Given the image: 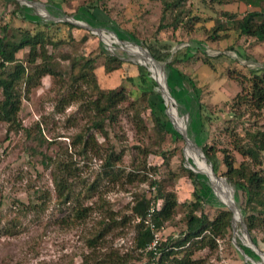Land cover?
<instances>
[{
  "label": "rangeland",
  "instance_id": "1",
  "mask_svg": "<svg viewBox=\"0 0 264 264\" xmlns=\"http://www.w3.org/2000/svg\"><path fill=\"white\" fill-rule=\"evenodd\" d=\"M32 1L52 5L45 9L54 17L74 15L83 24L104 29L110 44L105 39L102 43L97 32L73 24L70 36L65 35L67 26L62 23L66 22H54L61 30L59 34L50 31L53 39L69 40V46H48L46 50L57 56L78 54L79 64L66 78L55 72L41 76L39 84H32L28 91L23 84L16 88L21 98L18 118L22 128L8 132V124L0 122V264H150L148 255L135 248L143 223L129 210L134 200L144 195L152 201L158 186L162 193H174L178 203L190 202L193 187L186 166L211 176L197 152H190L185 159L186 144L165 114L157 85L163 82L161 74L168 93L167 111L178 130L186 127L196 144L200 141L212 146L220 159L222 151H227L235 166L243 164L264 174L263 153L258 152L255 161L240 154L254 147L260 137L257 133L264 135V107L251 110L235 99L250 91V70H261L258 74L264 75V42L237 36L232 20L226 22L223 15L241 17L252 10L251 6L240 0H179L176 8L164 11L160 0ZM14 3L22 7L16 0H0V24L10 22L6 32L10 42H18L19 30L33 29L35 22H50L45 19L51 18L48 13L30 6L20 12L28 22L12 17ZM176 13L179 21L172 25ZM161 17L168 28L159 32ZM83 36L86 40L82 43ZM136 44L150 54L152 49L160 57L156 60L165 63L163 71L134 61L132 52L145 54ZM230 46L234 50H229ZM27 50L18 51L16 57L22 60ZM104 52L116 56L122 67L106 72ZM189 55L193 57L188 59ZM221 55L227 59L212 63L207 58ZM173 56L177 61L172 66L186 75L187 81L174 80L176 75L167 66ZM84 57L94 59L96 88L73 82ZM12 66L8 65L7 71ZM120 88L124 89V101L110 110L109 118L89 109L88 101L95 99L98 91ZM153 89L156 97L151 95L150 99L159 104L167 130L178 138L155 129L143 94ZM201 113L210 118L206 135L199 131ZM93 121H101V127L92 128ZM111 155L115 162L109 167ZM224 171L221 165L217 176L226 179ZM196 176L207 188L211 203L239 204L233 187L230 195L223 190L227 189L225 184ZM223 206H205L203 212L212 220L220 210H228ZM79 209H86L84 216L77 217ZM186 213L176 206L169 221L156 231L158 241L180 236ZM235 230L241 233L238 222ZM253 235L257 248L264 252V230ZM245 241L234 235L230 218L227 232L214 237L212 247L207 245L188 256L192 264H244L238 246L247 258L258 262V256L243 245ZM187 247L176 250L175 258L188 257L193 248ZM249 259L246 262L251 264ZM163 264L174 263L169 260Z\"/></svg>",
  "mask_w": 264,
  "mask_h": 264
},
{
  "label": "trees",
  "instance_id": "2",
  "mask_svg": "<svg viewBox=\"0 0 264 264\" xmlns=\"http://www.w3.org/2000/svg\"><path fill=\"white\" fill-rule=\"evenodd\" d=\"M160 1L164 4V11L176 8L179 3V0ZM240 1H244L246 5L251 6L252 10L241 17H236L235 14L223 13L226 17L224 19L226 22L232 20V30L237 32V36L254 38L257 42L263 43L264 0ZM14 4L16 8L11 11L12 17L21 19L23 22H28L25 17L20 15V12L22 11L21 9H24V6L20 7L17 3ZM36 11L38 10L36 9ZM178 14L179 13L175 14L174 21L171 23L172 25H176V22L179 21ZM62 24L67 26L65 35L70 36L71 29L75 28V26L69 23ZM217 27L221 30L220 25H217ZM167 28L168 25L163 23V18L161 17L157 30L161 32ZM8 29H10V22L2 25L0 24V95L2 96L0 99V122L8 124V132H17L22 127L18 118L21 98L18 91H16V88L23 84L28 91L29 86L32 84H35V86L39 84V78L41 76H53L55 72L66 78L70 75L73 67L79 64V59H81V57L72 52L61 53L57 56L46 50L48 46H58V48L63 47L65 49L69 46V40L60 39L59 41H56L53 39L54 37H52L50 31L59 34L61 30L60 25L57 23L35 22L33 23V29L19 30V40L17 43L9 41L6 35ZM215 38L216 37L214 36H210V40H215ZM85 40L86 37L83 36L80 39V42L83 43ZM23 49L28 50L24 53L23 59L19 60L16 57V54ZM229 50H234V47L230 46ZM150 51L155 59H160V57L152 52V49H150ZM102 54L107 60V65H105L106 72L122 67L123 62L116 56L110 55L106 52ZM169 55L170 53L168 52L164 59L166 60ZM189 56L188 59L193 57L192 55ZM207 58L212 63L217 62L222 58L227 59L224 55ZM93 60L92 57L82 58L83 63L81 62L80 64L78 75L73 77V82L87 83L88 85H92L93 88L97 87L96 76L93 73ZM56 61H59L60 64L57 65ZM176 61V57L173 56V59L167 65L171 70V73L174 72L176 75L174 80H178L177 82L187 81V76L172 66ZM61 62H66V64L61 65ZM108 63H111L112 65L110 66ZM8 65H13L11 71H7ZM259 71L250 70L252 76L248 79L251 84L250 91L246 94L237 95L235 97V99L238 100V105H246L249 109L257 111L264 107V75L261 77L258 74ZM238 83L242 84V80H238ZM123 90V88H120L119 90L98 91L97 97L88 101L89 109L95 110L103 116L106 114V118H109L110 110L114 108L118 102L124 101ZM143 94L146 99V107L154 119L155 129L158 132L170 133L173 138H178L176 134L167 130L165 126L167 120L165 119L159 104H156L150 99L151 95H155L154 97H156L154 89L146 91ZM157 99L160 98L157 96ZM205 116L204 113H201L199 119V131L204 132V135L207 134L208 122L210 121L209 116ZM98 127H101V121H93L92 128L96 129ZM257 135L260 137L256 139V142L253 144L254 147H248L240 153L248 155L253 161L258 160V152H261L264 155V141L262 139L264 138V135L263 133H257ZM205 140H207V137ZM197 144L201 147L207 161L212 165L213 171L216 175L219 174L220 166H225L223 175L235 190V195L237 196L236 198L239 202L247 231L252 241L258 247L259 244L255 240L253 233H259L264 230V174L252 170L243 164L239 165V167L235 166V160L227 151H222L223 155L220 159L218 156L219 151H215L212 146L200 141H197ZM114 162L113 155H111V158L109 156L107 159L108 166L112 167ZM186 172L188 173V178L193 187L190 202L178 203L174 193H162L160 188L156 186V183L153 182V186L157 187L154 199L150 201V199L142 195L135 199L130 206L129 210L131 213L142 223L144 219L147 218V213L150 208H154L151 220L156 231H158L164 223L169 221L176 206L180 205L187 212L185 216V230L182 234L175 238L169 236L163 241L157 240L155 248L148 251H145V249L152 242L153 235L149 227L143 223L144 226L142 225L139 229L135 240V248L144 251L148 255L150 264H163L169 260H172L174 264H192L193 261H191L188 255L207 245H211L212 247L214 244V237L223 236L230 226L231 212L226 209L220 210L214 219H208V216L203 212L205 206H224L218 201H215L214 204L211 203L206 197L208 193L207 188L204 187L205 185L197 179V176L191 171L186 170ZM67 198L68 195H66V199ZM85 212L86 209L75 211L77 217L84 216ZM107 226L108 225H106L105 228ZM186 244H188L186 250H190V248H193V250L187 253L188 257L184 259H176L175 255L178 252L176 250H180ZM244 264H250V262H245Z\"/></svg>",
  "mask_w": 264,
  "mask_h": 264
},
{
  "label": "water",
  "instance_id": "3",
  "mask_svg": "<svg viewBox=\"0 0 264 264\" xmlns=\"http://www.w3.org/2000/svg\"><path fill=\"white\" fill-rule=\"evenodd\" d=\"M19 4H21L22 6H30L32 8H34L35 10L36 9H42V10H45L47 12V10L45 9L46 7H50V8H53L52 5H48V4H43L41 2H38V1H32V0H16ZM60 18L58 17H54L52 16L51 18H45L47 19V21H50V23H54V22H66V23H70V24H73L75 26H80V27H83V28H87L89 29L91 32L92 31H95L98 33L99 37L101 38L99 32H100V28L98 27H90L89 25L87 24H81V23H78L76 21H74L73 19L76 18V16L74 15H71V16H67L66 14L64 13H61L60 14ZM102 43H103V40L101 39ZM109 45V44H108ZM110 46V49L112 48L111 45ZM136 46L140 49V50H143V52H145V54L156 64L160 67V69H163L164 66H165V63H159L150 53L147 49L143 48L140 44H136ZM109 49V48H108ZM110 51V50H109ZM153 78V77H152ZM154 80V78H153ZM158 85V84H157ZM159 89H160V93H162V90L160 88V86L158 85ZM165 114H167V112L165 111ZM170 120V118H169ZM171 121V120H170ZM172 123V122H171ZM172 126H173V123H172ZM173 129L178 132L179 135L182 136L185 144H186V147L189 146L190 144L193 145V147L195 148V150L197 151V153L199 154V156L206 162V164L208 165L209 167V170H210V173L211 175L216 179V180H219L220 182H222L223 184H226L230 187H233L228 181L227 179L225 178H222L220 176H217L215 174V172L213 171V167L212 165L207 161L201 147H199L190 137H189V133L187 131L186 128H184L183 130H178L176 128H174L173 126ZM186 159V157H185ZM192 173L195 174V172L193 170H191L188 166H186ZM196 175V174H195ZM225 205V204H224ZM227 207V209L231 212V228L234 232V235L236 237H239V239L241 237H244L246 239L245 243H243L244 246L250 248L259 258V261L258 262H253L252 260H250L249 258H247V256H245L243 254V251L238 247L236 246V248L240 251V253L243 255L244 257V261L246 262L247 259H249V261H251V264H264V252L260 251L257 246L253 243V241L251 240V237L247 231V228H246V225L243 221V217H242V214H241V209H240V205L236 203V205H225ZM238 217L237 219H235V217ZM239 223L240 224V231L241 233H237V231L235 230V224L236 223ZM233 242L234 244L237 243V239L236 238H233Z\"/></svg>",
  "mask_w": 264,
  "mask_h": 264
},
{
  "label": "bare ground",
  "instance_id": "4",
  "mask_svg": "<svg viewBox=\"0 0 264 264\" xmlns=\"http://www.w3.org/2000/svg\"><path fill=\"white\" fill-rule=\"evenodd\" d=\"M38 10H40V9H38ZM43 11H45V10H43ZM46 12V11H45ZM46 13H48L51 17L54 15V14H51L49 11L48 12H46ZM74 21H76V22H78V23H81V24H83L82 22L83 21H81V20H79L77 17L76 18H74L73 19ZM105 30L104 29H102V28H100V32H99V34H100V36H101V39L102 40H106V42L107 43H109L110 44V42H109V40H108V37H105V35H103ZM132 54L136 57V59L135 58H133V60L134 61H136V60H138L137 62H139V63H141L142 65H144V66H147V67H149V66H156V67H158L159 69H160V67L158 66V65H156L147 55H143V54H140V52H132ZM142 55V56H141ZM162 71H163V69H161ZM162 75V77H163V82H162V84L161 83H159V82H157V84L160 86V88H161V90H162V93H161V97H162V99L164 100V102H165V106H166V112H167V116L170 118V120L172 119L171 117H170V115L168 114V111H167V109H168V106H167V103H166V98H165V96L168 94L167 93V91H166V89H165V76H163V74H161ZM155 81H157L156 79H155ZM171 122H172V120H171ZM173 123V122H172ZM178 124V123H177ZM173 126H174V128H176L175 127V125H174V123H173ZM186 128V127H185ZM177 129V128H176ZM184 129V128H183ZM190 149H192V150H190ZM186 150H187V152H186V158L189 156V153L190 152H197L196 150H195V148L193 147V145H189V146H187L186 147ZM200 157V156H199ZM201 158V157H200ZM201 161L203 162L204 160L203 159H201ZM203 164V163H202ZM204 165H205V168L207 169V171H208V173L211 175V173H210V170H209V167H208V165L206 164V162L204 161ZM192 170L195 172V174H198V175H200L202 178H203V180H207V179H209V180H212V181H214V182H217V183H220V184H223L222 182H220L219 180H216L212 175L211 176H205V175H203L199 170H197L195 167H192ZM210 185H211V183H210ZM226 185V184H225ZM226 187H227V189H225V188H223V190L224 191H228V193L230 194V195H232V194H234V191H233V189H232V187H230V186H228V185H226ZM224 205V204H223ZM225 205H228V204H225ZM238 217L236 216L235 217V219H237ZM245 239V238H244ZM246 240V239H245Z\"/></svg>",
  "mask_w": 264,
  "mask_h": 264
},
{
  "label": "built area",
  "instance_id": "5",
  "mask_svg": "<svg viewBox=\"0 0 264 264\" xmlns=\"http://www.w3.org/2000/svg\"><path fill=\"white\" fill-rule=\"evenodd\" d=\"M154 211V208H150V210L148 211L147 213V218L144 219L143 223L149 227L150 231L152 232V235H153V240L152 242L146 247L145 251H148V250H151V249H154L155 248V244L157 242V234H156V230L154 229V225L152 223V220H151V215Z\"/></svg>",
  "mask_w": 264,
  "mask_h": 264
}]
</instances>
